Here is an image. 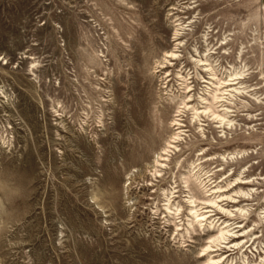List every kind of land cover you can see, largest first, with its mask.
Returning <instances> with one entry per match:
<instances>
[{"label":"rangeland","instance_id":"1","mask_svg":"<svg viewBox=\"0 0 264 264\" xmlns=\"http://www.w3.org/2000/svg\"><path fill=\"white\" fill-rule=\"evenodd\" d=\"M263 35L264 0H0V264H207L197 257L211 227L187 221L188 199L204 193L178 173L201 150L248 154L202 177L251 181L246 198L226 194L238 204L220 203L243 214L218 215L215 231L230 221L248 233L219 253L225 264H264ZM207 57L220 79L243 74L249 97L230 106L232 130L203 119V144L186 113L190 137L155 179L154 157L138 166L132 150L150 149L156 126L155 151L175 132L179 73L196 101L210 93L194 62Z\"/></svg>","mask_w":264,"mask_h":264},{"label":"bare ground","instance_id":"2","mask_svg":"<svg viewBox=\"0 0 264 264\" xmlns=\"http://www.w3.org/2000/svg\"><path fill=\"white\" fill-rule=\"evenodd\" d=\"M166 58L170 59L172 63V61H177L179 59V56L175 51H172L168 52ZM194 62H196L197 65L202 68L204 73H209V75L211 76L210 78H207V81L206 78H201V81L202 79H205V81L203 82L204 84L211 86L209 89L210 93L208 95L201 96L199 99L200 102L196 101L194 99L195 89L193 88L192 83L187 81L182 73H179L178 79L179 82H181L180 86L182 87L181 90L183 91L179 96H174L173 99V104L178 105L176 115H174L171 120V127L175 129V132L171 135L170 139L166 141V144L163 143L165 144V147L160 152L157 150V152L155 151V145L157 144V141L154 137L156 136L157 132L156 126V128L154 130L152 129L153 131L148 136H146V141L149 142L148 144L151 148H147V150V146L144 147L145 145L141 138L142 141L137 143L132 150L133 155H135L136 157L134 164L136 163L138 166L141 161L144 162L149 160L150 155L151 157H154L155 165L153 166V175L156 176L155 179L163 178L166 174V171L172 170L170 167L172 157L171 154H173L174 152H176L175 155L181 153V143L185 141L187 142L188 137H190L189 131L186 130L188 127L185 126L184 122V115L186 113L192 115L191 123L194 121L193 123L198 127V130L202 136L201 144H203L207 142L205 133L206 121H204L203 119H210L208 121L213 122L218 129H222L223 133H225L226 130H232V127L234 126V122L232 120L234 111L230 106L234 105L235 101H242V98L249 97L248 93H246V88L243 87V74H232L231 76H229L230 79L223 80L218 77L217 72L215 71L208 57L205 60L196 59L194 60ZM171 63L169 62L167 64L172 66ZM167 67L168 66L163 65L161 68ZM167 78H169V75H167ZM184 87L185 89H183ZM175 100L177 101L175 102ZM183 137L184 139H182ZM203 151L204 150L200 151V153L198 154V159L196 161H193L192 158L189 157L184 159L179 166L178 173L180 174V177L183 178V183L187 185V192H189V194L191 195L194 191H200L204 193L203 198L198 197L197 194H193V196L190 198L188 197L189 199L187 203L189 204V215H187V221L190 223L189 226L194 231H196V226L203 227L209 225L211 227L208 229L209 237L207 245L203 247V254L197 257V259L203 260L208 258L207 264H225L228 258L223 255H219V253L222 252L223 249H227V252H231L232 250H229L230 248L239 249L240 247H243V241L238 242L235 240H240L241 238L246 237L248 233L244 231L246 229L245 227H243L242 225L235 226V224H231L230 221L224 222L220 225L217 232L215 231L218 223H220V221L216 223L218 215L226 214L229 219L231 218L232 220L233 218L237 217V215L235 214L236 212L240 213L241 215L244 212V210L242 209H238L237 211L226 210L220 205V203L227 201L231 204H238L239 201L235 200L236 197H232L226 194L234 192L236 189H240L239 193L237 194L243 195L246 198L247 196H249V193H245L243 190H241V188L243 186L251 185V181L245 179L244 177H239L235 181L228 183L227 186H220L223 183L222 181L220 182V185L218 184L217 186H213L216 184V182H213V179H211L214 176L213 174H211L212 171L205 174V179L202 177L203 167L204 165L217 160L221 161L224 164H229L230 162H233L235 160L244 159L246 156H248V154L246 152H242L238 154H231L229 156L221 155L217 158L216 155L208 156L206 155V151ZM221 171H223V169H220L217 172ZM232 175L233 173L227 179L232 177ZM196 188H200V190H196ZM175 189H178V187H176ZM176 193L178 195V192H175V194ZM218 194H220L219 197H217ZM219 199L222 200L220 201ZM167 202V210L169 214H172V207L177 205H175V201L172 202V200H168ZM181 208L182 207L179 205L177 208V212L180 211L179 209ZM237 229L240 230L235 231ZM179 231H181V229H179ZM231 245L234 246L231 247Z\"/></svg>","mask_w":264,"mask_h":264},{"label":"built area","instance_id":"3","mask_svg":"<svg viewBox=\"0 0 264 264\" xmlns=\"http://www.w3.org/2000/svg\"><path fill=\"white\" fill-rule=\"evenodd\" d=\"M263 40H264V35L262 36Z\"/></svg>","mask_w":264,"mask_h":264}]
</instances>
